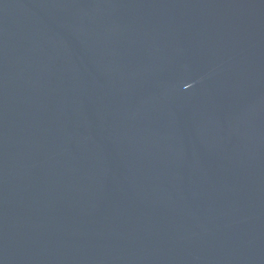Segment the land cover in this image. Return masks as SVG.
I'll use <instances>...</instances> for the list:
<instances>
[{
	"label": "water",
	"instance_id": "water-1",
	"mask_svg": "<svg viewBox=\"0 0 264 264\" xmlns=\"http://www.w3.org/2000/svg\"><path fill=\"white\" fill-rule=\"evenodd\" d=\"M0 264H264V0H0Z\"/></svg>",
	"mask_w": 264,
	"mask_h": 264
}]
</instances>
